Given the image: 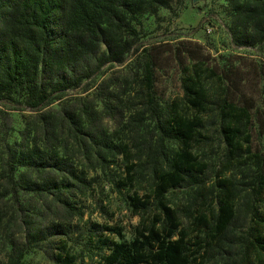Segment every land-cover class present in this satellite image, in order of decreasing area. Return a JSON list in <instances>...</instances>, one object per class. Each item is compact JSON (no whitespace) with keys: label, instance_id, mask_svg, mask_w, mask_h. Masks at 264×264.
I'll return each mask as SVG.
<instances>
[{"label":"trees","instance_id":"trees-1","mask_svg":"<svg viewBox=\"0 0 264 264\" xmlns=\"http://www.w3.org/2000/svg\"><path fill=\"white\" fill-rule=\"evenodd\" d=\"M170 1L0 0V101L39 111L60 100L104 66L138 52L141 17L155 15ZM226 1L235 45L264 46V0ZM137 60L142 102L127 118L123 137L106 134L95 119L89 132L81 131L82 114L73 112L61 127H77V143L86 153L69 154L57 146L45 124L39 142L4 161L2 198L17 200L20 193L49 198L60 214L15 246L16 262L36 249L52 264H201V243L211 245L213 240L220 246L236 242L243 264H264V156L251 155L255 171L248 195L259 206L248 210L246 229L239 236L230 237L239 212L229 179L217 181L220 196L213 218L200 214L191 230L167 201L172 190L203 185L208 164L195 150L210 139V113L220 122L218 131L231 158L251 153L249 129L254 122L264 136V101L256 105L254 99L264 86H255L251 95L241 90L236 100L232 90L241 87L242 78L237 81L232 71L218 73L202 56L183 66L182 95L163 107L154 93L155 59L143 48ZM177 61L183 63L181 52ZM252 65L264 83V64ZM208 80L219 84L216 95H210ZM117 158L119 169L114 167ZM143 175L149 176L151 191L139 195L134 188ZM106 186L138 217L129 241L121 226L110 224L112 216L105 224L85 221L95 211L108 215V207L96 198Z\"/></svg>","mask_w":264,"mask_h":264},{"label":"rangeland","instance_id":"rangeland-1","mask_svg":"<svg viewBox=\"0 0 264 264\" xmlns=\"http://www.w3.org/2000/svg\"><path fill=\"white\" fill-rule=\"evenodd\" d=\"M229 16L226 0H171L167 8H160L155 15L141 17L138 52L130 54L121 63L104 66L94 77L84 81L80 88L64 93L60 100L39 111L26 109L18 103L0 101V182L4 161L12 154L23 152L32 142H39L43 138L45 124L49 125L48 135L55 137L53 141H56L57 146L66 147L69 154L86 153V148L77 143L80 139V136L76 137L77 127H61L66 114H82L81 131L89 132L90 120L95 119L106 134L116 133L114 137H123L125 131L122 128L127 118L142 102V91L138 86L141 69L137 57L143 48H147L155 59L157 80L154 93L159 105L163 107L182 95L183 66L202 56L206 64L218 73L232 71L237 81L242 78L241 87L232 90L236 100L241 90L251 95L255 86H264V83L259 82L260 78L252 65V62L264 64V46H236L231 36ZM179 52L183 54V63L177 61ZM218 86L215 81H206L212 96L219 92ZM254 99L256 105L264 101V90L261 89ZM261 106L264 107V102ZM208 118L210 139L195 150L199 158L208 164L203 185L172 190L167 194V201L179 211L181 224L191 230L194 219L200 214H206L208 219L213 218L220 196L217 181L229 179L235 186V206L239 212L231 230L234 234L230 237L239 236L246 229L248 210L259 206L248 194L255 171L251 155L264 156V136L257 133L254 122L249 129L251 153L233 159L227 154L218 131L220 122L214 118V113H210ZM243 146L246 148L247 145ZM120 165L121 159L117 158L114 167L119 169ZM28 175L31 178L32 173ZM134 190L139 195L150 192L149 176H140ZM131 193L124 192L125 195ZM96 198L103 200L109 213L104 216L95 211L90 217L86 215L85 221L105 224L109 216H112L110 224L121 226L124 240L129 241L138 217L131 215L123 197L110 192V187L106 186ZM57 216H60L58 208L49 198L38 199L23 193L19 194L17 200L0 196V264H52L42 251L36 249L29 250L17 263L14 248L16 245L22 246L29 232L42 228ZM204 237L203 232L200 238ZM204 244L201 264H243L239 254L241 248L236 242L220 246L212 240L211 245L201 243L202 246ZM250 259L251 256L248 262Z\"/></svg>","mask_w":264,"mask_h":264}]
</instances>
